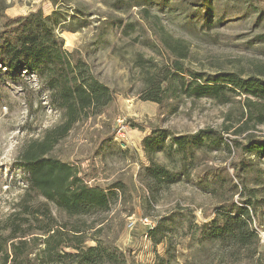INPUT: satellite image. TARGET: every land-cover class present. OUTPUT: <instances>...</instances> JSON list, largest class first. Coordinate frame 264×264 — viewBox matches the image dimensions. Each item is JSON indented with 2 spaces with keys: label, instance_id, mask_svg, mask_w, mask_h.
Listing matches in <instances>:
<instances>
[{
  "label": "rangeland",
  "instance_id": "obj_1",
  "mask_svg": "<svg viewBox=\"0 0 264 264\" xmlns=\"http://www.w3.org/2000/svg\"><path fill=\"white\" fill-rule=\"evenodd\" d=\"M67 1L55 6L51 0H0V13L5 20L38 11L67 16V30L60 34L65 48L82 58L94 76L114 92V101L103 114L79 123L51 153L74 166L89 186L117 193L108 211L83 216L80 222L94 225L92 234L102 231L100 240L122 254L119 264H252L245 255L231 256L230 250L206 241L200 229L225 199L239 203L255 194V200H264V157L245 153L240 145L246 144V134H235L251 116L245 98L234 97L221 104L176 91V97L168 96L159 105L144 101L143 96L144 79L159 80L172 74L175 63L186 70L183 76L188 80L189 72L206 79L235 73L264 80L262 3ZM85 23H89L87 27L77 29ZM3 24L0 20V30ZM2 80L0 77V222L27 188L18 166L24 146L61 122L60 113L49 106L36 78L17 84L7 77ZM119 119L126 124L122 138L117 137ZM254 124L250 122L249 133L256 141H264V125L253 128ZM157 129L172 136L165 139L153 160L181 174L177 183L155 184L147 174L152 162L143 141ZM201 133L206 144L194 147L195 154L190 153L184 162L174 138ZM245 160L249 165L242 170ZM231 181L238 193L229 190ZM221 183L228 187L223 189ZM145 218L154 227L161 226L155 239L142 222ZM253 219L261 238L259 250L264 253V226L260 227L264 203ZM155 240L162 242L156 244Z\"/></svg>",
  "mask_w": 264,
  "mask_h": 264
},
{
  "label": "trees",
  "instance_id": "obj_2",
  "mask_svg": "<svg viewBox=\"0 0 264 264\" xmlns=\"http://www.w3.org/2000/svg\"><path fill=\"white\" fill-rule=\"evenodd\" d=\"M51 1L55 6L68 2ZM254 1L264 6V0ZM5 18L0 13V20H4L0 30L1 82L6 77L16 84L25 78H36L47 94L49 106L60 113L61 122L47 129L42 138L28 142L18 158L27 188L12 212L0 222V264H119L122 254L100 240L98 233L102 231L92 234L94 225L88 227L80 222L83 216L108 211L118 198L116 191L89 186L74 166L51 156L79 123L105 112L114 101V92L94 76L82 58L65 48L60 34L67 30V16L56 11L47 16L38 11ZM183 73L186 70L175 63L172 74L166 73L159 80L146 77L143 100L161 105L166 97H176V91L188 98L206 97L221 104L230 103L234 97H244L251 116L235 134H246V144L240 145L245 153L263 158L264 141L254 139L249 124L254 122L253 128L264 125V80L243 78L235 73H218L206 79L193 72H189L188 80ZM169 136H172L169 131L157 129L143 141L152 162L147 174L159 185L177 183L181 177L153 160ZM173 142L184 162L190 153L195 154L194 147L206 144L202 133L176 137ZM248 165L245 160L241 169ZM221 185L223 189L228 187ZM231 185L229 190L238 193V186L232 181ZM250 196L239 203L221 201L214 217L200 229L206 241L230 250L231 256L243 254L252 264H264V253L259 250L261 238L253 219L264 200H255V194ZM33 199L37 200L34 204ZM160 230L161 226H156L149 230V235L155 239ZM161 242L155 240L156 244Z\"/></svg>",
  "mask_w": 264,
  "mask_h": 264
},
{
  "label": "built area",
  "instance_id": "obj_3",
  "mask_svg": "<svg viewBox=\"0 0 264 264\" xmlns=\"http://www.w3.org/2000/svg\"><path fill=\"white\" fill-rule=\"evenodd\" d=\"M125 121L122 119L118 120V131H117V137H123L124 136V129H125ZM143 224H145L149 229H152L151 227L154 225L153 222L149 218H145L142 220ZM134 223H131V226H133ZM154 227V226H153Z\"/></svg>",
  "mask_w": 264,
  "mask_h": 264
}]
</instances>
